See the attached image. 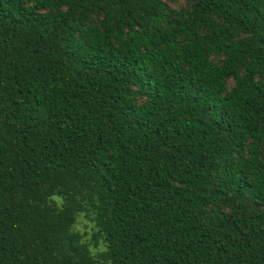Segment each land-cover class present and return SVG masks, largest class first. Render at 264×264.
Listing matches in <instances>:
<instances>
[{
	"label": "trees",
	"instance_id": "1",
	"mask_svg": "<svg viewBox=\"0 0 264 264\" xmlns=\"http://www.w3.org/2000/svg\"><path fill=\"white\" fill-rule=\"evenodd\" d=\"M0 264H264V0H0Z\"/></svg>",
	"mask_w": 264,
	"mask_h": 264
},
{
	"label": "rangeland",
	"instance_id": "2",
	"mask_svg": "<svg viewBox=\"0 0 264 264\" xmlns=\"http://www.w3.org/2000/svg\"><path fill=\"white\" fill-rule=\"evenodd\" d=\"M91 226H93V224L86 219L85 217L80 219V225H79V229L83 232V233H89L92 235V228ZM91 235H89V237H91Z\"/></svg>",
	"mask_w": 264,
	"mask_h": 264
}]
</instances>
